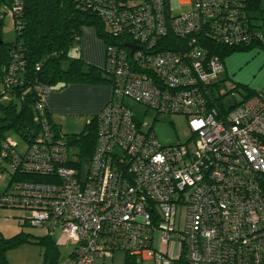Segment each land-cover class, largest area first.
<instances>
[{
    "label": "built area",
    "instance_id": "obj_1",
    "mask_svg": "<svg viewBox=\"0 0 264 264\" xmlns=\"http://www.w3.org/2000/svg\"><path fill=\"white\" fill-rule=\"evenodd\" d=\"M78 1L113 41L105 43L102 66L111 96L95 115L88 173L82 178L76 150L50 127L44 103L50 86L33 84L40 133L23 150L10 137L0 142V208L17 211L3 220L48 235L59 230L74 245L59 264H94L115 249L174 264L153 246L155 233L163 243L176 241L190 264H264V84L225 114L209 107L224 70L213 44L264 40L246 2ZM22 4L9 0L13 19ZM22 49L18 40L8 63L0 51L1 99L10 100L24 82ZM125 97L157 113L186 115L191 141L162 145L152 128L143 130L147 124L136 120ZM33 174L54 181L21 178Z\"/></svg>",
    "mask_w": 264,
    "mask_h": 264
},
{
    "label": "trees",
    "instance_id": "obj_2",
    "mask_svg": "<svg viewBox=\"0 0 264 264\" xmlns=\"http://www.w3.org/2000/svg\"><path fill=\"white\" fill-rule=\"evenodd\" d=\"M259 1L247 0L248 11L257 9ZM22 6L21 14L13 19L16 29L15 42H3L0 39L3 62H10V51L18 40L22 42V51L27 62L23 84L14 87L12 97L7 105L0 104L2 111V115L0 113V142L4 138V131L10 129L18 133L26 144L30 138L40 133L38 123L34 120V104L37 96L31 89L32 85L44 83L54 89L59 85L60 88L69 83L98 84L99 82H110L103 69L86 65L80 57L79 50L76 51L75 47L79 46L78 41L84 25H95L96 33L103 38L106 44L113 41L106 34L107 31L105 32L106 36L104 35V31H102L104 23L100 18L95 13L83 9L78 0H23ZM263 43L264 40L259 39L248 45L234 47L215 43L213 44V52L223 59L232 52L246 50ZM71 48L74 51L73 57L68 56ZM36 64H39L40 70H35ZM39 74L44 82L39 79ZM216 86H219L218 83L214 84L213 87L216 88ZM254 93L250 90L241 101L231 104L227 109L222 103V96L215 97L213 94L209 107L217 106L220 115H222L233 106L249 99ZM47 118L52 130L63 136L67 146L75 149L81 160L84 157H90L96 144L97 124L95 116L86 123L87 128L83 132L70 134L69 137L51 123L49 112ZM21 178L24 180L31 178L34 181L45 183L54 181L52 177L37 174L23 175ZM261 187L264 192V174L261 175ZM29 236V234L20 232L10 237H4L0 233V264H9L6 251L26 241L42 244L44 248L42 264H59L58 244L51 235ZM126 255L125 264H137L132 255L127 252Z\"/></svg>",
    "mask_w": 264,
    "mask_h": 264
},
{
    "label": "rangeland",
    "instance_id": "obj_3",
    "mask_svg": "<svg viewBox=\"0 0 264 264\" xmlns=\"http://www.w3.org/2000/svg\"><path fill=\"white\" fill-rule=\"evenodd\" d=\"M246 2V1H245ZM252 13H258V12H252ZM253 14L252 17H255L253 21L258 25L262 26V21L260 19V16ZM264 14V13H263ZM250 15V14H249ZM7 20H10V23H8L7 27H9V38L12 42H15L16 40V29L14 26L13 18L8 14ZM83 27V26H82ZM82 38H86L88 34L90 33L93 37L98 36L96 33V26L94 25H84L82 28ZM104 35L106 36L105 32L108 31V28L103 26ZM99 37V36H98ZM100 38V42H103V38ZM105 45V44H104ZM105 47V46H104ZM90 51L87 54L85 51V55H83L82 61L86 65H90L91 62L96 61L100 57V61L102 60V56L99 55V52L103 51V49H97L95 48L93 42L89 45ZM250 52L249 49L246 50H239L236 52H232L228 54L225 58L222 59L224 65L226 64V59H238V63L236 64V68H239L238 71H241L242 77L240 78L238 74H224L225 77L223 78L221 76V73L218 76V79H221L222 81H218V89H214V96L215 97H221L222 103L224 107L227 109L231 104H234L236 102H239L245 97L250 90H252V86L246 82L248 75L247 70L248 67L245 69L246 64H244L242 67H239V65H242L243 62L246 60V56ZM241 54L240 56H231L233 54ZM74 51L72 48L68 52V56L73 57ZM225 59V60H224ZM251 61L252 58H250ZM104 62V61H103ZM97 67V66H96ZM99 68V67H98ZM239 74V75H240ZM222 77V78H221ZM230 78V79H229ZM99 84H108L111 87L110 82H99L98 84L93 85H99ZM60 86V85H59ZM56 87L54 89L59 88ZM83 90H87V87H83L81 92V99L83 100L84 104H88V98L90 97V94L88 91H86L83 95ZM231 93L233 95H231ZM232 96V97H231ZM10 102V100H5L0 98V104L7 105ZM124 105H126L129 110L132 112V114L135 116L136 120L139 122H144L147 124V126L143 127V130H147L149 128H152V131L155 133L157 139L160 141L162 145H175V144H186L192 139V133L188 127L187 122V116L184 114L179 113H157L155 110L147 108L144 104L136 102L135 100L125 97L123 99ZM88 109V107H87ZM87 111V110H85ZM0 113L2 115V111L0 110ZM69 115V114H67ZM64 117V116H63ZM65 122L69 124L70 126L67 128V126L61 127L58 129L61 130L65 136L69 137L70 134H78L80 132H83L87 126L86 123L89 122L93 117L92 115H70L65 116ZM52 123V122H51ZM53 124V123H52ZM74 125V126H73ZM73 126V127H71ZM4 137H10L14 141L18 143V150H23L26 148L25 141L23 138L16 133L13 130H5L4 131ZM67 140V139H66ZM89 169V158L84 157L81 162V173L82 178H85V176L88 173ZM17 211H13L11 209H5L0 208V233L4 237H10L17 233L23 232L25 234H29L31 237L38 236L44 234V230L39 229L37 227H33L30 224H26L25 226H22L20 228H17V222L13 219H11L9 222H5L3 218L10 214L12 215ZM7 223L10 226H7ZM29 236V237H30ZM52 237L57 242L59 246V252L60 257L65 258L70 251H72V248L74 247L72 243H68L66 241V236L59 232V230H56ZM34 240V238H32ZM43 253L44 248L42 244H38L36 242L32 241H26L22 242L19 245L12 247L6 251V258L9 264H42L43 263Z\"/></svg>",
    "mask_w": 264,
    "mask_h": 264
},
{
    "label": "crops",
    "instance_id": "obj_4",
    "mask_svg": "<svg viewBox=\"0 0 264 264\" xmlns=\"http://www.w3.org/2000/svg\"><path fill=\"white\" fill-rule=\"evenodd\" d=\"M244 1L247 2V0ZM8 6H9V0H0V39L3 42L4 41L12 42L9 38V27H7L8 23H10V20H7ZM248 12L250 14L251 24L256 29L264 33V14H263L264 0L259 1V5L257 9H250ZM252 12H258V13L256 14ZM253 14L260 16V19L262 21V26L259 24L257 25L253 21V19L255 18L252 17ZM82 31L83 30H81V34ZM99 40L100 38L98 36L93 37L90 33L85 39L82 38V36L80 35L78 41L79 54L80 57H83V55H85V51L88 54L90 51L89 45L91 44V42H93L95 48H97L98 50L103 49V51L99 52V55L101 56L103 55V56L101 61L99 57L96 61L91 62L90 65L97 66L102 69L104 63L103 61H104L105 42L103 41L104 43H102V41L100 42ZM248 49L250 50V52L245 57L246 60L243 62L242 65H239V67H242L244 64H246L245 67L246 69L247 66H249L247 70L248 78L246 82L252 86V91L255 92L256 90L260 89L264 84V43L258 44V46L256 45ZM240 55L241 54L239 53V54H233L231 56H240ZM250 58H252V60L254 58V60L251 61ZM238 60L239 58L226 59L224 70L221 73V76L223 78L225 77L224 74L226 75L238 74L240 78L242 77V75L240 74L241 71H238L239 68H236V64L238 63L237 62ZM83 87H87V90H83V95L86 91H88L90 94V97L88 98L89 101L88 104H84L85 102L84 98H83L84 102L81 99V92ZM110 96H111V87L108 84L93 85L87 83H69L64 85L63 87L58 88L57 90L51 89L49 92H47L44 96V103L45 106L47 107V110L50 115V120L53 123V125L58 126L59 128L64 126H67L68 128L70 125L65 122V118H67L65 116L77 114V115H86V116L92 115V117H94L97 114V112L100 110V108L105 104V102L109 100ZM68 243H72V242L68 241ZM153 246L156 249L167 252L168 254L173 256L175 258L174 264H190L189 262L186 261L185 256L180 250V247L176 241L163 243L159 239V235L155 233L153 238ZM71 252L72 251H70L65 258L69 257ZM126 256L127 255L125 250L115 249L112 251L110 256H101L96 258L94 264H125ZM133 257L137 264H156L155 261L151 258H141L135 256ZM65 258H61L59 256V262L64 260Z\"/></svg>",
    "mask_w": 264,
    "mask_h": 264
},
{
    "label": "water",
    "instance_id": "obj_5",
    "mask_svg": "<svg viewBox=\"0 0 264 264\" xmlns=\"http://www.w3.org/2000/svg\"><path fill=\"white\" fill-rule=\"evenodd\" d=\"M0 43H1V41H0ZM38 76H39V79L41 80V82H44V79L41 77V75L39 74Z\"/></svg>",
    "mask_w": 264,
    "mask_h": 264
}]
</instances>
